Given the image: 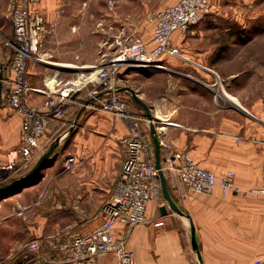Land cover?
Instances as JSON below:
<instances>
[{
	"label": "crops",
	"instance_id": "1",
	"mask_svg": "<svg viewBox=\"0 0 264 264\" xmlns=\"http://www.w3.org/2000/svg\"><path fill=\"white\" fill-rule=\"evenodd\" d=\"M8 1L0 0V166L7 163L8 152L19 146L22 118L17 110L6 105L1 81L3 66L10 60V50L3 37ZM57 1L66 7L67 28L76 24L75 15L81 12L85 16L90 5V0ZM109 3L113 4L112 0ZM108 9L111 12L108 13ZM101 11L112 15L104 23L115 25V5L107 9L103 5ZM190 31L174 32V45L182 48L184 42L187 44ZM146 43L152 44V36ZM170 59L164 60L166 67ZM51 63L70 66L73 58L68 56ZM41 65L35 59L28 63L27 75L33 88L51 86L55 80L64 81L57 74L40 77ZM42 67L47 68L45 64ZM158 74L147 80L152 87ZM195 75L185 73L189 86H180L178 97L153 94L145 89L139 92L137 87H131L147 103L156 121L161 166L164 165L170 196L182 211L181 214L173 211L160 196L149 202L144 223L133 227L116 225L115 238L124 243L134 264H255V260L264 261V196L249 192L264 184V148L260 144L264 143L262 97L242 106L253 117H240L234 107L219 106V96L196 80L211 82L210 72ZM235 75L234 72L227 74L229 77ZM125 93L129 94L119 88L120 98L126 101L131 112L136 116L145 115ZM73 97L63 116L49 122L28 165L19 167L12 175L16 179L29 173L40 155L59 139L44 169L41 168L36 176L30 174L14 191L0 196V264H89L84 260H71L63 245L72 235L85 233L101 221L100 207L115 190L124 157L120 138L130 132L132 120L92 108L83 90ZM45 98L46 95L37 92L27 96L28 102L33 104ZM141 124L150 136V123L143 121ZM174 150L189 151L201 166L218 174L232 169L238 190L224 194L218 190L211 193L188 190L165 162V156ZM66 156L75 159L71 169L63 166ZM21 161V157L16 158L18 164ZM12 175L6 174V178ZM164 205L165 211H161ZM31 242H36L39 248L29 250ZM94 264L117 262L115 255L110 253L98 256Z\"/></svg>",
	"mask_w": 264,
	"mask_h": 264
},
{
	"label": "built area",
	"instance_id": "2",
	"mask_svg": "<svg viewBox=\"0 0 264 264\" xmlns=\"http://www.w3.org/2000/svg\"><path fill=\"white\" fill-rule=\"evenodd\" d=\"M38 0H9L6 11L13 27V39H4L10 48V60L3 66L1 81L5 88L6 105L21 114V138L19 146L7 154V163L0 166L2 173H9L19 167H26L33 152L40 145L49 122L62 117L66 106L74 99L76 92L84 91L89 97V104L94 109L122 116L132 120L129 133L120 138L124 157L113 194L100 207L102 217L93 228L85 233L71 236L63 247L73 261H86L94 264L98 256L114 254L117 264H134L132 255L124 243L115 238L117 224L133 227L147 220L146 210L151 199L159 198L160 183L150 149L151 139L141 122L150 121L145 116H136L128 108L126 101L119 96L117 86L122 69L143 67L151 71L166 69L164 60L168 58L188 59L174 45V32H187L201 23L209 12L210 0H178L156 10L149 21L153 25L152 44L147 45L136 37L123 42L114 40V50L104 54L99 66L94 67L81 77L68 80H55L51 86L33 88L28 80V63L35 56L42 44V38L48 32L44 13L36 7ZM197 64V63H196ZM210 72L211 82L196 79L205 87L212 89L215 96H220L223 83L219 74L206 66L197 64ZM88 66L81 65L85 69ZM30 92L46 95L38 104L28 102ZM153 123L156 121L153 120ZM150 138V139H149ZM240 142V138L237 137ZM21 157L20 164L16 158ZM168 168L175 172L178 180L194 193H221L237 191L235 172L226 169L218 174L212 169L201 166L189 151L174 150L164 158ZM75 164L73 156L63 160L65 169ZM163 169V167H162ZM264 196V184L249 190ZM36 242L28 244L29 250H37ZM255 264L264 261L255 260Z\"/></svg>",
	"mask_w": 264,
	"mask_h": 264
},
{
	"label": "rangeland",
	"instance_id": "3",
	"mask_svg": "<svg viewBox=\"0 0 264 264\" xmlns=\"http://www.w3.org/2000/svg\"><path fill=\"white\" fill-rule=\"evenodd\" d=\"M112 2L113 4H110L109 0H90L85 16L79 11L80 13L75 15L76 24L67 28L65 6L59 4L57 0H38L37 5L40 3V7L37 8L44 13L48 25V32L42 38V44L35 54L41 58L35 60L43 64L39 66L40 77L57 74L62 77L61 79L68 80L87 74L101 64L104 54L114 50L116 35L117 40L123 42L136 37L147 44L153 32L149 17L156 10L171 4L173 0H112ZM210 2L211 6L205 19L192 28L188 36L191 38H186L187 44L184 42L180 48L183 56L188 59L171 58L167 62V68L163 70L148 71L137 66L122 69L117 86L120 89L133 86L137 87L139 92L145 89L153 94L167 93L178 97L179 87L186 84L189 86L185 73L195 75L205 71L198 68L196 64L198 63L212 68L222 79L223 91L217 97L219 106H232L238 116L253 117L242 106L247 103L250 105L262 97L261 103L264 107V0H210ZM103 5L106 9L109 5L112 7L115 5L117 15L115 25L104 23L109 21L112 15L108 14L111 9L107 10L108 13L101 11ZM12 33L10 20L4 18V39L11 38ZM184 40L183 37L182 41ZM68 56L73 58V65L51 63L66 59ZM85 59L89 61L83 62ZM82 63L88 67L79 68ZM44 64L47 68L42 67ZM229 72H234L235 77L227 76ZM155 73L161 74L155 75L156 84L152 87L151 81L147 80ZM125 94L129 101L139 107L129 94ZM228 95L234 96L238 103L233 102ZM190 99L192 100V97ZM149 142L151 147V139ZM260 144L264 148V143ZM162 167L164 172V165ZM6 174L14 173L12 171L0 174V184L7 182L8 179H14V175L6 178Z\"/></svg>",
	"mask_w": 264,
	"mask_h": 264
},
{
	"label": "water",
	"instance_id": "4",
	"mask_svg": "<svg viewBox=\"0 0 264 264\" xmlns=\"http://www.w3.org/2000/svg\"><path fill=\"white\" fill-rule=\"evenodd\" d=\"M124 89L129 92L131 99L144 110L145 117L150 121V136H151V142H152V146H153V153H154V160H155L154 164H155V167L158 171V179H159V183H160L161 196L164 198L167 205L173 211L181 214L182 211L178 208V206L176 205V203L173 201V199L170 196L168 186H167L166 177H165V174H164L162 166H161V145H160V141H159V136L156 132V125L152 122L154 119H153V116L151 114V111H150L147 103L139 97L138 93L133 88L126 86V87H124ZM58 141H59V139H56L47 148V150L40 155V157L36 160L34 166L31 168L29 173H27V174H25L19 178H16L14 180L7 181V182L0 184V196H2L3 194H5L7 192H10V191L16 189L17 187H19L21 185H23L25 183L27 177L30 174L35 175L41 168H43L46 165V161L51 156V154L53 153V150L57 146ZM161 211H165V205L161 207ZM190 227H191L192 245L195 247L194 228H193V224L191 221H190Z\"/></svg>",
	"mask_w": 264,
	"mask_h": 264
},
{
	"label": "trees",
	"instance_id": "5",
	"mask_svg": "<svg viewBox=\"0 0 264 264\" xmlns=\"http://www.w3.org/2000/svg\"><path fill=\"white\" fill-rule=\"evenodd\" d=\"M13 36H14V35H13V33H12V37H11V38H8V39H11V40H12V39H13ZM5 46L8 47L7 45H5ZM8 48H9V47H8ZM9 50H10V48H9ZM10 53H11V51H10ZM150 149H151V153H153V151H152V146L150 147ZM34 176H36V174H35ZM34 176H33V177H34ZM1 184H2V183H1ZM17 188H18V187H17ZM17 188H16V189H17ZM14 190H15V189H14ZM14 190H12V191H14ZM10 192H11V191H10Z\"/></svg>",
	"mask_w": 264,
	"mask_h": 264
},
{
	"label": "bare ground",
	"instance_id": "6",
	"mask_svg": "<svg viewBox=\"0 0 264 264\" xmlns=\"http://www.w3.org/2000/svg\"><path fill=\"white\" fill-rule=\"evenodd\" d=\"M228 96H229V98H230L233 102L238 103V101H237L234 97H232V96H230V95H228Z\"/></svg>",
	"mask_w": 264,
	"mask_h": 264
}]
</instances>
